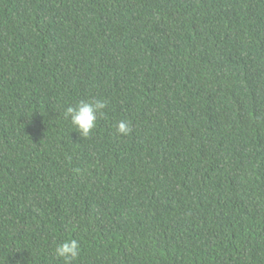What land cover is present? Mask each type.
<instances>
[{
    "label": "trees",
    "instance_id": "trees-1",
    "mask_svg": "<svg viewBox=\"0 0 264 264\" xmlns=\"http://www.w3.org/2000/svg\"><path fill=\"white\" fill-rule=\"evenodd\" d=\"M97 99L83 139L64 112ZM70 239L72 264H264V0H0V264Z\"/></svg>",
    "mask_w": 264,
    "mask_h": 264
},
{
    "label": "clouds",
    "instance_id": "clouds-1",
    "mask_svg": "<svg viewBox=\"0 0 264 264\" xmlns=\"http://www.w3.org/2000/svg\"><path fill=\"white\" fill-rule=\"evenodd\" d=\"M107 103L102 99L94 101H79L75 106H69L64 112V118L69 119L75 131L81 138L87 139L96 127L98 117L104 115ZM131 125L127 120H120L117 123L116 131L122 136L131 133ZM55 257L62 259L64 264H72L80 255V243L76 239L65 240L56 246Z\"/></svg>",
    "mask_w": 264,
    "mask_h": 264
}]
</instances>
